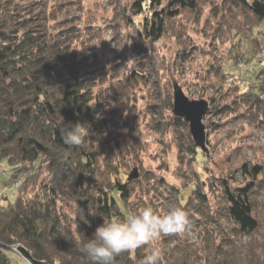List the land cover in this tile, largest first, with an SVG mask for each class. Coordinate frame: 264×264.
Listing matches in <instances>:
<instances>
[{
	"label": "trees",
	"instance_id": "16d2710c",
	"mask_svg": "<svg viewBox=\"0 0 264 264\" xmlns=\"http://www.w3.org/2000/svg\"><path fill=\"white\" fill-rule=\"evenodd\" d=\"M211 1L137 0L138 15L146 7L152 14L144 19L138 36L157 42L185 12L199 10L202 15L207 2L213 9L216 5ZM222 2L230 11L236 8L264 22V0ZM124 18L128 22L129 14L124 13ZM3 19L0 17V161H7L12 183L19 185L14 199L0 196V264H12L11 255L31 264H91L79 251L83 239L91 238L103 219L125 220L139 208L149 206L144 197L151 194V189L156 202L168 206L165 212L180 208L191 226L208 217L211 220L206 219L204 226L214 223L221 228L220 221L212 217L205 184L184 201V195L164 178L153 176L147 183V193L138 169L124 179V166L114 160V135L105 136L113 128V122H106L105 99L95 93L97 85L91 83L86 62L72 55L69 36L51 35L44 40L31 21H19V28L12 30ZM76 123L86 129L85 142L67 145L63 140L66 125ZM157 127L163 133H183L185 145L179 146V161L182 165L187 156L191 157L187 168L191 170L199 149L189 135L188 124L175 116H162ZM192 171L184 172L182 179ZM243 171L255 178L262 172L259 167L247 166ZM197 177L198 173H193L185 187ZM261 186L253 182L243 188L222 187L223 216L236 236L250 239L246 245L233 241L232 236L221 241L205 236L203 246L190 244L179 235L162 236L157 242L162 253L160 264H264V235H260V223L253 217L252 201ZM138 193L143 206L135 209L132 201L139 198ZM4 201L9 205L3 206ZM147 247L121 253L112 264H141Z\"/></svg>",
	"mask_w": 264,
	"mask_h": 264
},
{
	"label": "rangeland",
	"instance_id": "374dc122",
	"mask_svg": "<svg viewBox=\"0 0 264 264\" xmlns=\"http://www.w3.org/2000/svg\"><path fill=\"white\" fill-rule=\"evenodd\" d=\"M208 3L202 15L199 10L187 11L174 20L157 42L138 36L144 19L152 14L145 6L138 15L137 0H0V17L12 30L19 28V21H31L44 40L51 35L69 36L72 55L86 62L91 83L97 85L95 93L105 99L106 122H113L105 136L114 135V160L124 166V179L138 169L147 193L153 176L164 178L184 195V201L199 185H206L212 217L220 221L221 228L214 223L204 226L211 218H202L179 235L182 239L203 246L205 236L218 241L232 236L233 241L246 245L250 239L236 236L223 216L222 187L262 184L252 201L253 217L264 235V22L236 8L230 11L222 0L211 1L216 5L213 9ZM124 13L129 14L128 22ZM176 86L190 100H205L210 107L204 120L207 150L198 148V160L186 179L182 175L191 171L187 168L192 158L187 156L180 164L183 133H163L157 127L160 117H174L170 105L174 109ZM188 132L191 136L190 128ZM244 166L259 167L262 172L255 178L245 174ZM195 172L199 177L185 187ZM11 176L7 161H0V196L12 200L19 184L12 183ZM150 191L144 200L166 213L168 206L156 202ZM138 196L132 201L135 209L143 206L141 193ZM150 200L155 201L151 204ZM11 260L12 264H31L19 255H11Z\"/></svg>",
	"mask_w": 264,
	"mask_h": 264
},
{
	"label": "clouds",
	"instance_id": "9594fccd",
	"mask_svg": "<svg viewBox=\"0 0 264 264\" xmlns=\"http://www.w3.org/2000/svg\"><path fill=\"white\" fill-rule=\"evenodd\" d=\"M66 129L63 134L65 144L80 146L85 142L86 129L82 124H69ZM189 228L190 221L184 210L172 208L161 214L146 206L125 220L103 219L92 237L83 239L79 251L91 264H112L115 256L148 246V254L141 264H160L162 253L157 242L161 237L184 235Z\"/></svg>",
	"mask_w": 264,
	"mask_h": 264
},
{
	"label": "water",
	"instance_id": "95a60500",
	"mask_svg": "<svg viewBox=\"0 0 264 264\" xmlns=\"http://www.w3.org/2000/svg\"><path fill=\"white\" fill-rule=\"evenodd\" d=\"M209 109L207 101L190 100L179 86L175 87L173 114L189 125L196 147L204 152L207 150V131L204 120Z\"/></svg>",
	"mask_w": 264,
	"mask_h": 264
}]
</instances>
